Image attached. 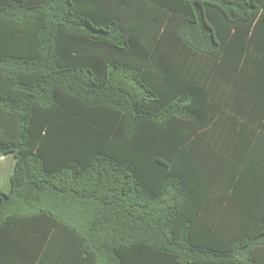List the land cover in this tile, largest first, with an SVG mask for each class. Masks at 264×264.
Here are the masks:
<instances>
[{
  "label": "trees",
  "instance_id": "obj_1",
  "mask_svg": "<svg viewBox=\"0 0 264 264\" xmlns=\"http://www.w3.org/2000/svg\"><path fill=\"white\" fill-rule=\"evenodd\" d=\"M0 264H264V0H0Z\"/></svg>",
  "mask_w": 264,
  "mask_h": 264
},
{
  "label": "rangeland",
  "instance_id": "obj_2",
  "mask_svg": "<svg viewBox=\"0 0 264 264\" xmlns=\"http://www.w3.org/2000/svg\"><path fill=\"white\" fill-rule=\"evenodd\" d=\"M14 167L15 159L13 156H8L5 162L0 160V189L4 192H8L10 190L11 176L14 172Z\"/></svg>",
  "mask_w": 264,
  "mask_h": 264
},
{
  "label": "crops",
  "instance_id": "obj_3",
  "mask_svg": "<svg viewBox=\"0 0 264 264\" xmlns=\"http://www.w3.org/2000/svg\"><path fill=\"white\" fill-rule=\"evenodd\" d=\"M8 156H13V155H8ZM8 156H2V155H1L0 160H2L3 162H5L6 159L8 158ZM13 158H14V156H13ZM14 159H15V158H14ZM15 163H16V161H15Z\"/></svg>",
  "mask_w": 264,
  "mask_h": 264
}]
</instances>
